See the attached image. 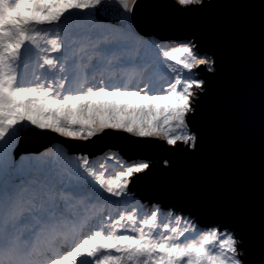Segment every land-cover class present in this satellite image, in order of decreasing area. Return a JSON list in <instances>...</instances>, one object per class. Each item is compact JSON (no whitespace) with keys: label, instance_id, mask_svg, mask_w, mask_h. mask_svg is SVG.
Wrapping results in <instances>:
<instances>
[{"label":"snow or ice","instance_id":"obj_1","mask_svg":"<svg viewBox=\"0 0 264 264\" xmlns=\"http://www.w3.org/2000/svg\"><path fill=\"white\" fill-rule=\"evenodd\" d=\"M214 7L0 0V264H253L232 215L129 187L160 167L154 150L197 148L202 70L216 71L197 32L169 35L158 17Z\"/></svg>","mask_w":264,"mask_h":264},{"label":"water","instance_id":"obj_2","mask_svg":"<svg viewBox=\"0 0 264 264\" xmlns=\"http://www.w3.org/2000/svg\"><path fill=\"white\" fill-rule=\"evenodd\" d=\"M217 5L181 24L166 16L158 23L169 35L195 31L216 60L215 73L202 70L201 95L193 128L196 149L154 150L159 163L129 187L138 199L183 206L202 216L232 215L245 238L249 259H264V0H210ZM127 135V134H124ZM76 148L83 142L56 134ZM37 144L26 142L23 148ZM167 156L171 167L161 172Z\"/></svg>","mask_w":264,"mask_h":264},{"label":"rangeland","instance_id":"obj_3","mask_svg":"<svg viewBox=\"0 0 264 264\" xmlns=\"http://www.w3.org/2000/svg\"><path fill=\"white\" fill-rule=\"evenodd\" d=\"M50 139L52 140V142H56V141L62 142L61 139L60 138H57V137H50ZM182 146H184V145H182ZM38 147H39V145H35L33 148H29V149H35V148H38Z\"/></svg>","mask_w":264,"mask_h":264}]
</instances>
